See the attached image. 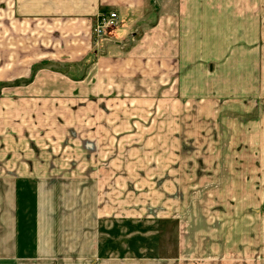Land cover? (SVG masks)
I'll list each match as a JSON object with an SVG mask.
<instances>
[{
	"label": "crops",
	"instance_id": "1",
	"mask_svg": "<svg viewBox=\"0 0 264 264\" xmlns=\"http://www.w3.org/2000/svg\"><path fill=\"white\" fill-rule=\"evenodd\" d=\"M262 1L0 0V40L45 27L46 59L79 67L40 68L0 94V264H223L186 249L159 255L139 239L102 250L94 210L98 195L126 193L119 179L190 176L184 146L204 147L218 170L242 161L232 146L248 111L227 99L244 95ZM109 11L117 24L94 41ZM139 145L155 146L153 160ZM164 192L158 215L178 216Z\"/></svg>",
	"mask_w": 264,
	"mask_h": 264
},
{
	"label": "rangeland",
	"instance_id": "2",
	"mask_svg": "<svg viewBox=\"0 0 264 264\" xmlns=\"http://www.w3.org/2000/svg\"><path fill=\"white\" fill-rule=\"evenodd\" d=\"M259 5V33L254 35L256 43L251 57L252 67L244 70L248 78L241 83L244 95L227 99L229 105L237 104L248 111L239 126L246 137L232 146L242 161L236 164L227 161L224 163L226 168L218 170L214 168L219 164L216 158L209 157L212 161H203L204 147L190 145L181 149L187 156L195 157L194 163H184L193 165L185 172L190 176L169 181L166 177L155 178L151 173L148 178L119 179L120 187L126 193L98 195V214L94 210L102 230L98 234L102 250L112 248L117 251L123 244L130 242L131 246L139 239L144 247L158 249L159 255L174 256L186 249L195 252V258L192 256L194 260L264 264V0ZM44 28L39 26L36 29L40 31L20 34L16 39L10 37V33L3 35L4 39L0 40V94L5 88L28 85L40 68L66 69L75 76L76 68L79 69L76 64L46 59ZM92 34L94 41L103 38L94 31ZM18 121L25 123L26 118L20 115ZM147 133L150 131L147 130ZM34 145L37 149L41 143L37 144L35 140ZM134 146L131 145L132 153L136 152L133 151ZM139 148L144 154H140L141 158H145L144 150L147 149L146 159L153 160L155 146L139 145ZM150 162L153 166V161ZM143 163L149 165V162L143 161L137 164ZM143 171L140 170V173ZM90 179L93 182L96 180ZM172 186L173 193L164 192L170 191ZM158 190L164 192L162 203L172 208L175 214L178 210V216L165 211L162 216L158 215L160 211L155 205L161 197L156 193ZM126 203L130 204L129 209L123 206ZM90 207L96 208L94 199ZM160 218H163L161 224L155 221ZM124 228L128 232H123ZM126 233L130 236L123 237ZM107 239L108 247L105 245ZM196 254L200 255V259Z\"/></svg>",
	"mask_w": 264,
	"mask_h": 264
},
{
	"label": "built area",
	"instance_id": "3",
	"mask_svg": "<svg viewBox=\"0 0 264 264\" xmlns=\"http://www.w3.org/2000/svg\"><path fill=\"white\" fill-rule=\"evenodd\" d=\"M117 24V13L115 11L101 12L95 23L93 31L97 36L105 37Z\"/></svg>",
	"mask_w": 264,
	"mask_h": 264
}]
</instances>
